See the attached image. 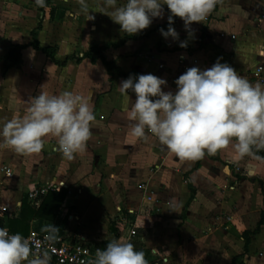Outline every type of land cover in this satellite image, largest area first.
<instances>
[{
	"label": "crops",
	"instance_id": "obj_1",
	"mask_svg": "<svg viewBox=\"0 0 264 264\" xmlns=\"http://www.w3.org/2000/svg\"><path fill=\"white\" fill-rule=\"evenodd\" d=\"M86 3L84 11L79 0H46L44 7L35 0H0V57L12 45L24 46L19 65L3 70L0 62V127L22 117L41 91L90 97L96 116L85 148L72 159L57 150L53 137L40 153L0 147V209L8 210V219L18 218L35 184H57L56 191L69 194L59 215L52 222L33 219L29 232L79 227L94 245L120 239L148 250L149 264H264V158L240 157L230 144L181 160L150 132L144 139L132 135L128 116L136 96L129 92L128 102L119 91L130 74L147 73L165 78L164 90L175 91L174 81L193 59L205 69L220 58L251 83H264V0H220L203 22L191 24L194 38L174 17L176 41L159 31L168 27L166 5L163 19L125 39L120 25L102 13L112 11L104 0ZM89 12L94 19L87 20ZM34 31L39 48L52 49L53 57L31 45ZM92 46H106L112 69L83 58ZM130 211L140 219L133 240L118 230L122 218H134Z\"/></svg>",
	"mask_w": 264,
	"mask_h": 264
},
{
	"label": "clouds",
	"instance_id": "obj_2",
	"mask_svg": "<svg viewBox=\"0 0 264 264\" xmlns=\"http://www.w3.org/2000/svg\"><path fill=\"white\" fill-rule=\"evenodd\" d=\"M87 11L86 0H79ZM220 0H104L106 13L120 25L123 32L135 35L147 29L154 19H163L169 11L167 30L161 35L173 41L179 33L173 27L174 17L184 21L188 36L194 38L193 22H203ZM44 7L46 0H35ZM94 19L88 14V19ZM186 48L187 40L179 41ZM176 90L165 91L168 81L152 73L129 75L119 84L120 93L130 101L129 92L136 96L131 104L129 120L132 135L155 136L166 150L181 160H198L212 155L228 145L243 157L253 149H264V83H251L220 58L210 67L192 66L175 81ZM96 116L90 97L64 91L49 95L43 91L31 97L26 113L14 117L0 127V147H10L22 154L40 153L45 140L57 139V150L72 159L85 148L91 137ZM57 227L46 225L48 241L56 239ZM35 241L21 233H10L0 227V264H50L46 250H33ZM155 254V250H154ZM90 264H149L145 253L131 242L114 240L98 249Z\"/></svg>",
	"mask_w": 264,
	"mask_h": 264
},
{
	"label": "built area",
	"instance_id": "obj_3",
	"mask_svg": "<svg viewBox=\"0 0 264 264\" xmlns=\"http://www.w3.org/2000/svg\"><path fill=\"white\" fill-rule=\"evenodd\" d=\"M186 58L181 55L179 58L180 63H184ZM198 60L193 59L191 64L186 68L197 66ZM262 66L257 68L255 75H259ZM60 187L57 184H35L32 189L28 191V199L34 205L38 206L41 202L42 197H44L49 191L59 190ZM5 207L0 209V227L8 226V213ZM130 214L134 216L132 219L122 218V225L119 227V232L126 237L127 240H133L138 236L139 232V222L140 219L138 215L130 211ZM74 220H78V217H72ZM10 231V230H9ZM10 233H13L10 231ZM14 234V233H13ZM47 233L44 231H37L31 229L26 238L35 241L33 245V250H46L51 257L50 264H90V262L95 258L97 249L95 248L94 242L96 241L91 237L90 232L84 231L79 227L75 230L64 231L60 235H56L54 241H48L45 239Z\"/></svg>",
	"mask_w": 264,
	"mask_h": 264
},
{
	"label": "trees",
	"instance_id": "obj_4",
	"mask_svg": "<svg viewBox=\"0 0 264 264\" xmlns=\"http://www.w3.org/2000/svg\"><path fill=\"white\" fill-rule=\"evenodd\" d=\"M34 42L31 44L34 49L41 50L49 57H53V50L50 48H39L36 41V31L33 32ZM125 39H131V35L126 33ZM24 46L22 45H12L9 51L2 57H0V62L2 64L3 70H8L10 68L16 67L21 63L22 60V50ZM106 46H92L83 55V58H88L91 61L102 60L109 69H112V64L107 62L104 57V51ZM67 60V59H66ZM253 154L264 158V149L256 150L253 149ZM68 192L65 189L60 191H49L41 201L38 208L31 205L29 199L23 200L20 208V214L18 218H9L8 226L9 230L13 233H21L23 236H27L29 233L30 222L33 219H42L45 221L52 222L59 215V209L63 201L68 197ZM61 231H58L56 235H59ZM108 241H102L95 244L99 249L106 247ZM145 253L147 258L149 251L145 249H139Z\"/></svg>",
	"mask_w": 264,
	"mask_h": 264
},
{
	"label": "rangeland",
	"instance_id": "obj_5",
	"mask_svg": "<svg viewBox=\"0 0 264 264\" xmlns=\"http://www.w3.org/2000/svg\"><path fill=\"white\" fill-rule=\"evenodd\" d=\"M118 241H123V240H120V239H118ZM124 242V241H123ZM135 246V245H134ZM136 248V247H135Z\"/></svg>",
	"mask_w": 264,
	"mask_h": 264
}]
</instances>
